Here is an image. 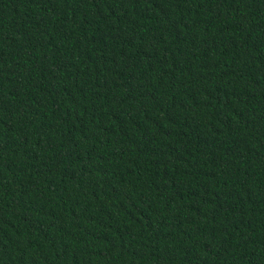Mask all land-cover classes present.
I'll list each match as a JSON object with an SVG mask.
<instances>
[{
	"label": "trees",
	"instance_id": "1",
	"mask_svg": "<svg viewBox=\"0 0 264 264\" xmlns=\"http://www.w3.org/2000/svg\"><path fill=\"white\" fill-rule=\"evenodd\" d=\"M0 264H264V0H0Z\"/></svg>",
	"mask_w": 264,
	"mask_h": 264
}]
</instances>
